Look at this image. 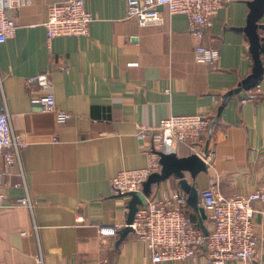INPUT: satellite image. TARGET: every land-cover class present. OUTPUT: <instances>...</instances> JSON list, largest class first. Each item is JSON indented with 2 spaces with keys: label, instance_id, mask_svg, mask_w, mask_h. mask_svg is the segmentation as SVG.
Listing matches in <instances>:
<instances>
[{
  "label": "crops",
  "instance_id": "obj_1",
  "mask_svg": "<svg viewBox=\"0 0 264 264\" xmlns=\"http://www.w3.org/2000/svg\"><path fill=\"white\" fill-rule=\"evenodd\" d=\"M62 1L25 0L12 12L15 35L0 43V110L4 92L12 125L27 140L21 166L34 202L33 211L21 204L19 187L0 202V264H41L39 257L42 264H153L135 232H110L132 219L133 203V195H114L112 178L148 164L147 146L160 120L202 113L211 120L203 143L215 155L212 164L201 171L188 163L191 149L180 143L176 164L161 166L136 206L163 192L189 196L183 179L199 196L211 179L225 195L263 183L264 95L250 88L264 77V0L225 5L202 40L192 35L186 16L167 7L161 8L163 24L141 26L127 18L126 0H86L95 16L91 34L48 40V6ZM200 41L220 51L218 70L195 62ZM36 76L51 85L31 82ZM48 92L71 119L61 122L34 102ZM0 169L10 172L12 183L22 180L20 167L8 168L1 157ZM185 211L211 229L189 203ZM255 230L256 259L227 264H264L261 213Z\"/></svg>",
  "mask_w": 264,
  "mask_h": 264
},
{
  "label": "built area",
  "instance_id": "obj_2",
  "mask_svg": "<svg viewBox=\"0 0 264 264\" xmlns=\"http://www.w3.org/2000/svg\"><path fill=\"white\" fill-rule=\"evenodd\" d=\"M235 0H126L127 18H135L141 26L161 25L164 22L162 7L171 14H183L193 36L202 40L212 28L214 18L221 8ZM25 0H0V43L13 37L17 22L12 14ZM94 14L87 8L86 0H66L54 2L48 6L44 22L48 40L58 36H89ZM220 51L201 41L194 46V60L206 63L213 70L220 68ZM43 76V75H40ZM36 76L31 82L50 86L47 77ZM0 89L3 91V79L0 75ZM264 95V77L250 88ZM34 102L47 112H54L59 121L64 122L73 114L60 109L53 92L34 98ZM211 127V120L202 113L173 115L160 120L153 129L150 144L147 146L148 164L142 168L123 169L112 178L115 196L126 197L144 190L150 175L161 169V152L166 154L178 151L180 143H186L192 154H196L207 165L212 164L214 154L204 147V136ZM27 145L25 135L16 131L12 125V115L7 107L3 92L0 110V157L8 168L19 166L22 180L12 183L6 178L7 169H0V202L7 200V190L19 187L24 190L20 203L31 211L34 202L30 187L25 180L21 166V150ZM188 196L173 191L163 192L147 198L144 206L137 208L133 220L124 226L144 241L151 250L153 264H178L193 261L199 264H227L230 260L244 263L254 261L258 255L259 237L255 230V217L264 215V181L261 185L245 193L225 195L219 183L211 179L201 190L200 204L205 208L211 229L199 227L187 215L185 206ZM260 203V207L255 204ZM104 231L103 234H106ZM42 264L43 260L39 257Z\"/></svg>",
  "mask_w": 264,
  "mask_h": 264
},
{
  "label": "water",
  "instance_id": "obj_3",
  "mask_svg": "<svg viewBox=\"0 0 264 264\" xmlns=\"http://www.w3.org/2000/svg\"><path fill=\"white\" fill-rule=\"evenodd\" d=\"M261 79H259L258 81H260ZM258 81H256L253 85H255ZM160 155H161V164L164 165V167H167L170 164H173L174 165V164H176V162L178 160L177 159V153L176 152L169 153V154H166L164 152H161ZM187 161L190 164L192 163L193 166L197 165L198 166V169L201 170V171L208 169L206 163L201 158H199L196 154H192V156L190 157V159H188ZM156 174L157 173H154V174L150 175V177L148 178V180L145 182V186H144V190L145 191H146L148 182ZM181 185L185 189V191L189 194V196H188V203L191 206H193L194 208H196L201 213V215H202L203 218H207V213H206L205 208L202 207V206H200L199 203H198L199 197H200L198 195L199 194L198 193V190L195 187H193L186 179H183L181 181ZM132 195H133V203H132V208H131V216H132V219L129 222H131L133 220L134 214H135V212H136V210L138 208L136 206V204H137V202L141 198L140 193H134ZM124 231L125 232H128V231H130V229L128 227H126V228H124Z\"/></svg>",
  "mask_w": 264,
  "mask_h": 264
}]
</instances>
